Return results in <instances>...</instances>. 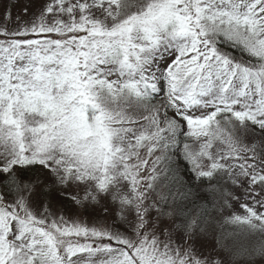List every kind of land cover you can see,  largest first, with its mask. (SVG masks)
<instances>
[{"label":"snow or ice","instance_id":"6c2138e0","mask_svg":"<svg viewBox=\"0 0 264 264\" xmlns=\"http://www.w3.org/2000/svg\"><path fill=\"white\" fill-rule=\"evenodd\" d=\"M233 200L264 225V0H0V264H227Z\"/></svg>","mask_w":264,"mask_h":264},{"label":"rangeland","instance_id":"374dc122","mask_svg":"<svg viewBox=\"0 0 264 264\" xmlns=\"http://www.w3.org/2000/svg\"><path fill=\"white\" fill-rule=\"evenodd\" d=\"M212 199V198H211ZM226 207L211 210L198 222L201 238L215 245L214 251L222 253L227 264H264V225L240 224L236 217H245L243 201H225ZM192 219H189L187 225ZM182 225L178 222L177 229Z\"/></svg>","mask_w":264,"mask_h":264},{"label":"trees","instance_id":"16d2710c","mask_svg":"<svg viewBox=\"0 0 264 264\" xmlns=\"http://www.w3.org/2000/svg\"><path fill=\"white\" fill-rule=\"evenodd\" d=\"M202 195H205L207 196V193H202ZM208 201L210 202L211 201V197L208 196ZM201 203H206L205 201H201ZM211 210V207L208 208V211ZM191 212H192V208L190 207L189 208V214H187L185 217H184V224L187 223L189 221V219L191 218Z\"/></svg>","mask_w":264,"mask_h":264}]
</instances>
